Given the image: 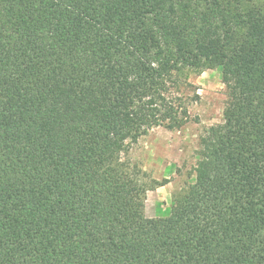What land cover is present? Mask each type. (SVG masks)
Masks as SVG:
<instances>
[{
    "label": "trees",
    "instance_id": "16d2710c",
    "mask_svg": "<svg viewBox=\"0 0 264 264\" xmlns=\"http://www.w3.org/2000/svg\"><path fill=\"white\" fill-rule=\"evenodd\" d=\"M206 70L223 122L148 218L132 147ZM0 264H264V0H0Z\"/></svg>",
    "mask_w": 264,
    "mask_h": 264
},
{
    "label": "rangeland",
    "instance_id": "374dc122",
    "mask_svg": "<svg viewBox=\"0 0 264 264\" xmlns=\"http://www.w3.org/2000/svg\"><path fill=\"white\" fill-rule=\"evenodd\" d=\"M177 96L190 110L189 122L181 129H152L131 151L132 160L149 178L169 181L164 187L147 193L145 215L148 218L167 217L175 193L186 184L194 183L201 136L207 128L223 122L227 92L219 70L192 74Z\"/></svg>",
    "mask_w": 264,
    "mask_h": 264
}]
</instances>
